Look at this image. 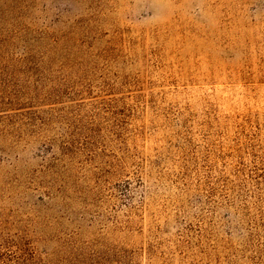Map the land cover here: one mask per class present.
<instances>
[{
	"label": "rangeland",
	"instance_id": "obj_1",
	"mask_svg": "<svg viewBox=\"0 0 264 264\" xmlns=\"http://www.w3.org/2000/svg\"><path fill=\"white\" fill-rule=\"evenodd\" d=\"M50 107L0 264H264V0H0V114Z\"/></svg>",
	"mask_w": 264,
	"mask_h": 264
},
{
	"label": "trees",
	"instance_id": "obj_2",
	"mask_svg": "<svg viewBox=\"0 0 264 264\" xmlns=\"http://www.w3.org/2000/svg\"><path fill=\"white\" fill-rule=\"evenodd\" d=\"M54 110V108L50 107L47 110H21L0 114V126H7L11 128L24 125L34 126L37 122H39V120H41L40 116L42 114H47L49 112H53Z\"/></svg>",
	"mask_w": 264,
	"mask_h": 264
}]
</instances>
